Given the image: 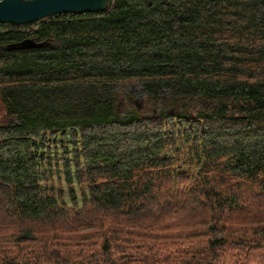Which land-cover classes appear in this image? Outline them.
I'll return each mask as SVG.
<instances>
[{
    "label": "trees",
    "instance_id": "1",
    "mask_svg": "<svg viewBox=\"0 0 264 264\" xmlns=\"http://www.w3.org/2000/svg\"><path fill=\"white\" fill-rule=\"evenodd\" d=\"M0 48V264H264V0H108Z\"/></svg>",
    "mask_w": 264,
    "mask_h": 264
},
{
    "label": "water",
    "instance_id": "2",
    "mask_svg": "<svg viewBox=\"0 0 264 264\" xmlns=\"http://www.w3.org/2000/svg\"><path fill=\"white\" fill-rule=\"evenodd\" d=\"M108 9V0H0V23L23 26L61 14H90ZM44 42L23 40L18 47L39 48ZM16 46L6 49L13 50ZM2 49V48H0Z\"/></svg>",
    "mask_w": 264,
    "mask_h": 264
},
{
    "label": "rangeland",
    "instance_id": "3",
    "mask_svg": "<svg viewBox=\"0 0 264 264\" xmlns=\"http://www.w3.org/2000/svg\"><path fill=\"white\" fill-rule=\"evenodd\" d=\"M113 90L116 92H120L123 94H131L132 96H134L135 101L138 102L139 105H141L142 107L144 106V98L146 96V93L143 91V87L140 86L139 84H132V85H115L113 87ZM155 91H159L162 93V95H165L167 93L165 88H154ZM67 94V91H56L50 94L49 99L47 101V103L45 104L46 108L48 109H55L58 110L60 108L64 107L63 101L65 99V96ZM159 109V107H154L153 109L148 107L146 110L147 114L150 113H154ZM3 112V106H2V102L0 99V113ZM118 114L120 116H124L125 115V111L123 106H119L118 108ZM60 162V161H58ZM181 167L184 168L183 164H181ZM185 169V168H184ZM59 175L56 174V172H54L52 179L55 180ZM190 186V185H189ZM187 189L188 185L187 184H183L180 186V189ZM174 190L177 192L176 187L174 188ZM64 197L65 200L68 202V198H67V194L64 193Z\"/></svg>",
    "mask_w": 264,
    "mask_h": 264
},
{
    "label": "built area",
    "instance_id": "4",
    "mask_svg": "<svg viewBox=\"0 0 264 264\" xmlns=\"http://www.w3.org/2000/svg\"><path fill=\"white\" fill-rule=\"evenodd\" d=\"M175 166H176V164H175ZM191 180H189V182H190Z\"/></svg>",
    "mask_w": 264,
    "mask_h": 264
},
{
    "label": "flooded vegetation",
    "instance_id": "5",
    "mask_svg": "<svg viewBox=\"0 0 264 264\" xmlns=\"http://www.w3.org/2000/svg\"><path fill=\"white\" fill-rule=\"evenodd\" d=\"M0 115H1V113H0Z\"/></svg>",
    "mask_w": 264,
    "mask_h": 264
}]
</instances>
